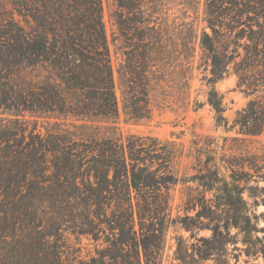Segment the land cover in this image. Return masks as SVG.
Instances as JSON below:
<instances>
[{
  "label": "trees",
  "instance_id": "obj_1",
  "mask_svg": "<svg viewBox=\"0 0 264 264\" xmlns=\"http://www.w3.org/2000/svg\"><path fill=\"white\" fill-rule=\"evenodd\" d=\"M110 1L122 110L137 124L151 118V94L171 88L169 82L186 88L194 25L167 24L169 0ZM204 12L212 34L202 29L199 46L208 83L233 65L237 86L254 97L228 126L222 97L211 87L206 98L216 124L258 136L264 0H212ZM103 15L102 0H0V264H162L166 228L180 219L171 220L170 211L171 192L186 183L171 168L181 153L172 142L118 131ZM209 160L196 157L204 190L188 195L183 210L211 220L220 207L204 194L220 180ZM225 197L227 234L230 228L252 234L250 219ZM72 237L90 241L94 254L80 257Z\"/></svg>",
  "mask_w": 264,
  "mask_h": 264
},
{
  "label": "rangeland",
  "instance_id": "obj_2",
  "mask_svg": "<svg viewBox=\"0 0 264 264\" xmlns=\"http://www.w3.org/2000/svg\"><path fill=\"white\" fill-rule=\"evenodd\" d=\"M211 1L169 0L165 5L166 16L162 17L167 19L168 25L182 21L192 22L194 25V58L187 72L186 88L179 91L175 82H169L171 88L166 87L164 92L161 90L151 94L155 99L151 118L136 124L127 121L122 110L117 73L121 63L120 41L112 42L117 33L110 18L112 2L102 0L103 20L118 99L119 117L116 127L124 137L138 135L151 137L162 143L172 142L181 153L180 157L174 159L171 168L178 179H183L186 183L179 182L171 192L170 211L171 220L178 217L181 220L176 224L170 223L166 228L162 264H264V132L258 136H244L237 133V128L226 131L222 126H217L215 114L207 103V92L214 87L222 97L224 117L230 126L237 113L254 98L245 95L237 86L238 78L233 72V65L222 79L212 83V86L208 83L211 77L210 67L205 70L202 65L203 52L199 39L202 29L212 34L204 21L205 7ZM16 18L21 19L18 16ZM259 22H263V19L260 18ZM253 25L256 30L257 24ZM245 34L247 36L248 33ZM246 39L245 37L241 42L244 43ZM240 52L243 54V50L240 49ZM257 96L264 101V92ZM43 125L44 123H38V130L41 132H44ZM194 141L197 146L192 145ZM198 156L202 161L210 159L211 167L218 168L220 183L215 185L217 190L214 188L204 194L209 203L220 207V210H214L211 220L196 217V211L186 213L183 210L188 195L198 197L204 190L201 181L206 175L199 171L196 161ZM230 163L234 166L230 167ZM253 164L263 168L257 169L260 172H254V168L251 169L250 166ZM224 191L227 192L223 193ZM225 195L233 205L240 208V213L250 219L254 229L252 234H244L235 228H230V236L227 234L225 219L229 215L225 213ZM199 208L197 206L196 209ZM182 223L187 224L189 230L182 228ZM213 230L219 231L221 236L214 237ZM71 242L75 248H80V257L94 254V245L87 239L76 241L72 237Z\"/></svg>",
  "mask_w": 264,
  "mask_h": 264
}]
</instances>
